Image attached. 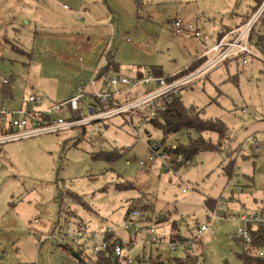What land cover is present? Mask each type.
<instances>
[{
    "label": "rangeland",
    "instance_id": "obj_1",
    "mask_svg": "<svg viewBox=\"0 0 264 264\" xmlns=\"http://www.w3.org/2000/svg\"><path fill=\"white\" fill-rule=\"evenodd\" d=\"M255 5V0H0V109H25L31 94L40 98L36 108L60 103L108 59L118 64L113 74L129 78L154 68L163 77L178 73L207 44L188 31L175 34L174 20L182 21V29L191 25L214 39ZM89 16L95 22L90 26ZM254 32L255 40L264 38V13ZM75 36H91L89 49H69L62 37ZM98 39L109 42L110 51L103 52L106 46H97ZM6 90L12 98L6 99ZM179 96L185 106L203 108L205 119H219L227 130L223 148L197 154L179 175L147 161L149 145L161 142V131L146 126L149 135L141 131L133 137L122 124L125 114L110 118L106 129L79 126L1 142L0 264H95V257L82 254L81 262L44 237L67 217L113 227L124 238L122 218L136 201L133 210L152 219L158 236L167 235L176 221L181 235L199 239L205 264H240L241 249L233 239L237 221L217 220L199 237L197 229L207 222L204 199L217 200L216 214L236 215L245 209L242 202L251 209L250 202L264 192V64L232 59L195 79ZM58 116L71 118L65 109ZM249 136L259 142L258 152ZM188 137L198 135H171L165 143L186 146ZM115 149L120 156L114 162L94 159ZM141 160L146 164L140 166ZM229 160H234V178L227 181L222 168ZM139 205L152 212H142ZM168 244L135 247L129 264H150V257L172 264L183 251L178 245L171 251Z\"/></svg>",
    "mask_w": 264,
    "mask_h": 264
},
{
    "label": "built area",
    "instance_id": "obj_2",
    "mask_svg": "<svg viewBox=\"0 0 264 264\" xmlns=\"http://www.w3.org/2000/svg\"><path fill=\"white\" fill-rule=\"evenodd\" d=\"M65 7V6H64ZM67 8V7H65ZM264 11V2L254 14L242 26L231 30L220 39L212 40L207 34H201L197 28L188 25L182 29V21L174 20L170 25L175 34H182L188 31L195 38H201L204 43L210 46L203 52L199 61L200 66L181 77L170 75L168 77L153 76L151 73L139 78H129L120 74H108L99 76L101 68L93 73V77L83 83H77L75 90L62 103L49 106L46 109H39L36 106L41 103L37 95L31 94L27 98L26 108L16 110L0 109V125L4 128H12V133L5 134L0 138L3 141H17L18 139L31 138L32 136L60 133L64 130L78 128L79 126L95 125L99 129H105L107 121L116 116H123L122 124H126L133 137L138 138L140 132L146 126V121L155 117L158 110H163L169 103L171 95L178 94L182 89L195 79L200 78L217 66L232 59L239 60L243 65L248 59H254L264 64V41L255 43L251 41V34L254 26L261 18ZM132 95V97H128ZM116 101H120L116 105ZM114 104L108 106V104ZM63 109L76 115L74 118L64 119L58 116ZM121 124V125H122ZM120 125V126H121ZM248 141L255 152L260 150L259 142L253 136ZM149 163L157 161L166 170L179 175V171L192 165V160H186L181 155H171L161 150L159 144L149 145ZM180 163L179 168L174 170L175 164ZM140 166L146 163L141 160ZM237 172L241 173L239 168ZM239 181L236 180V184ZM240 192L243 187L236 185ZM186 191L183 190V193ZM232 202V199H228ZM259 206L236 215L227 214L221 210L220 213L207 211V222L197 229L198 237L208 231L213 222L224 218H230L238 222V228L233 239L239 246L249 244L251 235L248 232L249 226H260L264 228V192L258 198ZM236 204H238L235 201ZM218 209V208H217ZM123 229L126 237L116 234L113 227H104L101 223L92 226L91 223L79 219L65 217L63 224L56 223L50 235L44 240L55 241L59 246L73 247L74 252L85 256L97 257L98 254L112 255L123 264L134 262L133 251L135 247L155 246L160 242L155 224L147 222L136 211H130L123 216ZM72 246V247H71ZM177 244L169 242L168 247L174 251ZM256 255L264 258V249L256 251ZM146 257V256H145Z\"/></svg>",
    "mask_w": 264,
    "mask_h": 264
},
{
    "label": "trees",
    "instance_id": "obj_3",
    "mask_svg": "<svg viewBox=\"0 0 264 264\" xmlns=\"http://www.w3.org/2000/svg\"><path fill=\"white\" fill-rule=\"evenodd\" d=\"M256 5L249 10L245 16L241 19V21H237L232 23L230 26L226 27L225 29L221 30L217 35H215L214 39L217 40L220 39L225 34L229 33L231 30L236 29L243 24L250 18L252 14L256 12V10L260 7V5L264 2V0H255ZM264 13V11H263ZM261 14V18L262 15ZM260 18V20H261ZM260 20L258 22H260ZM257 22V23H258ZM255 27V26H254ZM251 41L255 43H261L264 41V38L261 36L257 40H255L254 35V28L251 31ZM109 54V53H108ZM107 65L101 69L99 76H106L109 73H115V67L113 65V62L111 64V61L108 59ZM202 61H194L193 63L189 64L185 69L182 71L175 73V77H181L185 75L186 73L195 70L200 66V63ZM151 74L154 76H162L161 72L158 68H154L151 70ZM174 75V74H173ZM141 77V74L137 78ZM6 92V91H5ZM4 92V93H5ZM128 97H132V95H129ZM169 100V103L165 105V108L163 110H158L155 115V117L150 118L146 121V126H149L153 129H158L162 133V139L159 143V146L161 150H163L166 153L173 154V155H181L186 160H192L193 157L196 156L199 153L203 152H218L221 148H223V143L226 138V127L223 125L219 119H205L203 117V114L205 113L204 109H198L193 106H185L183 104L181 96H179V93L176 95H171L170 98L166 99V101ZM120 101H116V105H118ZM114 104L110 103L106 108L109 106H113ZM71 118H74L76 115L73 113H70ZM108 123L105 125V129L108 127ZM145 126V127H146ZM144 127L143 132L145 131L147 135H149L148 130ZM2 133L9 134L12 133V128H2ZM191 132L198 135V138L192 139L191 137H188V142L186 146H182L180 144H173L172 146H167L165 143V140L171 136V135H182V134H190ZM203 135H207L208 137H204ZM211 135H215L216 139L212 141ZM178 142V140H176ZM149 143V141H148ZM120 156V153L117 149L110 151V152H100L98 154H95L94 159H101L106 162H114L118 157ZM180 163L175 164L174 170H177L179 168ZM234 160H229L228 163L223 165V172L225 173L227 177V181L234 178ZM137 201L133 202V204L137 205ZM204 204L206 206V210L210 212H215L217 210V200L212 198H206L204 199ZM130 207L131 209H127L125 216L132 211L133 209H137V206ZM61 204L59 203V209ZM141 211H149L150 208L145 207L144 205H139ZM152 212V210H150ZM149 211V212H150ZM60 216V215H59ZM77 219V218H75ZM147 222H152L151 218L148 216L146 219H144ZM153 223V222H152ZM157 224V222H156ZM57 225V224H56ZM55 225V226H56ZM54 226V227H55ZM248 232L251 235V242L249 244H243L240 245L241 251L238 254V260L240 264H264V258H261L256 255V251L260 249H264V228L260 226H249ZM163 240H167L168 242L176 243L178 246L182 248L183 255L182 257H175L172 260V264H205L204 262V254L200 247L199 239L194 236H185L181 235L180 229L178 227V223L174 221L169 229V232L167 235L161 237L160 236V242ZM63 249H67L71 255H73L76 259L82 262L83 255L74 252L69 246L61 247ZM139 263L144 261V258H136ZM150 264H161L158 261L152 259L150 257L149 259ZM95 264H120L119 260L112 255H106V254H98L96 257Z\"/></svg>",
    "mask_w": 264,
    "mask_h": 264
},
{
    "label": "crops",
    "instance_id": "obj_4",
    "mask_svg": "<svg viewBox=\"0 0 264 264\" xmlns=\"http://www.w3.org/2000/svg\"><path fill=\"white\" fill-rule=\"evenodd\" d=\"M65 8V7H64ZM66 10H67V8H65ZM77 13H79V11L77 12ZM85 14H88V10H86L85 12H84ZM76 20H78V19H76ZM88 23H89V26L91 25V24H93V23H95L94 21H93V17H91V16H89V20L87 21ZM92 35V34H91ZM63 39H65L66 40V43L68 44V46H69V49L71 48V49H75V48H80V49H82V51H86V50H88L89 49V46H90V42H91V36L90 37H86V38H83V37H81V36H75V37H73L74 39L73 40H71L70 38H67V37H62ZM70 39V40H69ZM212 40H214L213 38H211ZM63 42V41H62ZM104 44H105V39H98V41H97V46L98 45H100V46H104ZM207 45H205V51H206V48L208 47V46H210L208 43H206ZM105 49H103V52H107V51H110V47H109V42L107 43V45L105 44ZM204 51V52H205ZM203 53V52H202ZM201 53V54H202ZM200 54V55H201ZM199 57L200 56H198L194 61H199L198 59H199ZM113 61V60H112ZM193 61V62H194ZM192 62V63H193ZM103 65L100 67L101 69H103V67L105 66V63H102ZM191 64V63H190ZM113 65L114 66H117L118 64L116 63H113ZM99 67L97 68V69H100ZM96 69V70H97ZM95 70V71H96ZM94 71V72H95ZM116 71H118V70H116ZM109 74H112V73H109ZM119 74V73H118ZM93 75V74H92ZM173 75V74H172ZM125 76V75H124ZM8 90H6V92H7ZM9 92V91H8ZM10 98H12V91L10 90V92L9 93H7V97H6V99H10ZM63 101V100H62ZM60 103H62V102H60ZM57 104H59V103H57ZM56 104V105H57ZM55 105V104H54ZM50 106V105H49ZM49 106H47V107H49ZM20 109V108H19ZM39 109H46V107L45 108H43V107H41V108H39ZM121 124H118V125H116L117 127L118 126H120ZM116 127V128H117ZM123 128V127H122ZM227 202V201H226ZM240 206H242L243 207V209H244V211L243 212H245V211H249V210H251V209H257L258 208V206H259V202H258V198L257 199H253L251 202H250V206H252L251 207V209H246V206H245V203H243L242 202V205H240ZM217 207H218V205H217ZM228 208V207H227ZM207 211V210H206ZM242 213V212H241ZM227 214H230V213H227ZM236 214H238V213H236ZM206 219H207V215H206ZM208 220V219H207ZM62 247V246H61Z\"/></svg>",
    "mask_w": 264,
    "mask_h": 264
}]
</instances>
